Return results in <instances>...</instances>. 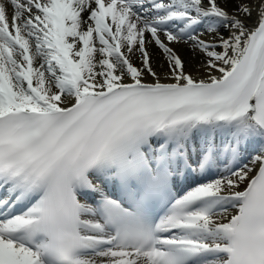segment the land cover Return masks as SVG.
I'll return each instance as SVG.
<instances>
[{"label": "snow or ice", "instance_id": "1", "mask_svg": "<svg viewBox=\"0 0 264 264\" xmlns=\"http://www.w3.org/2000/svg\"><path fill=\"white\" fill-rule=\"evenodd\" d=\"M0 264H264V0H0Z\"/></svg>", "mask_w": 264, "mask_h": 264}, {"label": "bare ground", "instance_id": "2", "mask_svg": "<svg viewBox=\"0 0 264 264\" xmlns=\"http://www.w3.org/2000/svg\"><path fill=\"white\" fill-rule=\"evenodd\" d=\"M151 51H152L153 53H156L157 50L153 47V48L151 49ZM180 52H181V54H182L185 58H187V57L190 56V52H189L186 48H181V49H180Z\"/></svg>", "mask_w": 264, "mask_h": 264}]
</instances>
